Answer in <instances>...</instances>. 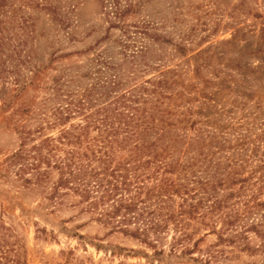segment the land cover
I'll use <instances>...</instances> for the list:
<instances>
[{"label": "trees", "instance_id": "trees-1", "mask_svg": "<svg viewBox=\"0 0 264 264\" xmlns=\"http://www.w3.org/2000/svg\"><path fill=\"white\" fill-rule=\"evenodd\" d=\"M47 9L64 24L56 8ZM21 19L25 23L31 18ZM6 32L0 20L2 109L33 86L40 73L29 66L30 55L20 57L25 40L13 44ZM148 52L142 46L124 55L121 63L100 57L102 66L95 76L90 70L70 76V81L66 76L53 80L49 97L35 109H23L36 125L18 131L21 142L5 160V171L19 165L15 175L32 193L49 183L50 204L81 207L97 222L151 249V256H144L152 262L212 264L219 251L208 252L206 259L194 255L200 240L210 234L220 244L264 257V145L250 147L254 126L246 127L245 133L240 131L243 125L233 126L227 133L217 122L220 117L207 113L204 96L200 110L187 106L179 111L174 101L184 95L171 92L178 70H164L123 90L121 69L140 62L150 68ZM22 67L31 75L25 76ZM91 77L93 82L82 84ZM195 115L203 116L201 126L194 125ZM188 125H194L193 136L183 133ZM53 129L57 134L46 133ZM53 170L58 173L54 181ZM26 173L30 175L24 177ZM170 234L173 244L166 250Z\"/></svg>", "mask_w": 264, "mask_h": 264}, {"label": "rangeland", "instance_id": "rangeland-1", "mask_svg": "<svg viewBox=\"0 0 264 264\" xmlns=\"http://www.w3.org/2000/svg\"><path fill=\"white\" fill-rule=\"evenodd\" d=\"M48 7L58 10L63 25ZM23 16L30 21L24 23ZM0 20L11 43L25 40L20 57L30 55L29 66L40 69L33 86L28 85L9 107L2 109L0 97V264H16L14 259L24 264H159L144 256V252L151 256L152 250L139 240L112 231L81 207L50 204L49 183L32 193L15 175L19 165L5 171V160L21 142L18 131L36 125L23 109H35L49 97L56 78L66 76L70 81V76L90 70L95 76L102 66L100 57L121 63L124 55L147 46L145 60L151 67L144 62L124 66L123 90L164 70H178L171 92L184 95L174 101L179 111L187 106L200 110L204 96L207 113L220 117L217 122L227 133L233 126L243 125L241 133L254 126L250 147L264 145V0H4ZM24 68L25 76L31 75ZM93 80L84 78L82 84ZM193 119L194 125L203 123L202 115ZM194 125L183 133L193 136ZM37 142H29L28 148ZM51 176L54 181L58 173L53 170ZM218 241L215 234L203 237L194 255L206 259L208 252L219 251L212 264H264L262 254ZM172 244L170 234L166 250Z\"/></svg>", "mask_w": 264, "mask_h": 264}]
</instances>
